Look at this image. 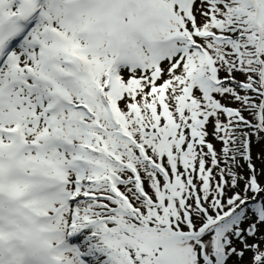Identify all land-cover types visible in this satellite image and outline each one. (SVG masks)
<instances>
[{"label":"snow or ice","instance_id":"1","mask_svg":"<svg viewBox=\"0 0 264 264\" xmlns=\"http://www.w3.org/2000/svg\"><path fill=\"white\" fill-rule=\"evenodd\" d=\"M0 264H264V0H0Z\"/></svg>","mask_w":264,"mask_h":264}]
</instances>
